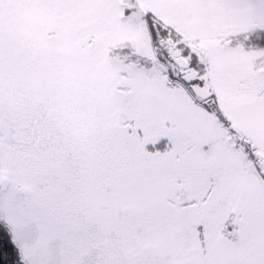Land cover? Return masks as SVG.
Listing matches in <instances>:
<instances>
[{
  "label": "snow or ice",
  "instance_id": "snow-or-ice-1",
  "mask_svg": "<svg viewBox=\"0 0 264 264\" xmlns=\"http://www.w3.org/2000/svg\"><path fill=\"white\" fill-rule=\"evenodd\" d=\"M0 264H264V0H0Z\"/></svg>",
  "mask_w": 264,
  "mask_h": 264
}]
</instances>
